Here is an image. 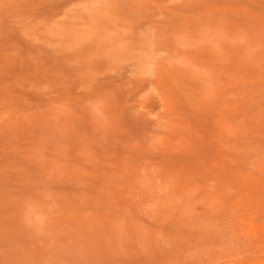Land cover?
I'll return each mask as SVG.
<instances>
[{
  "label": "rangeland",
  "instance_id": "rangeland-1",
  "mask_svg": "<svg viewBox=\"0 0 264 264\" xmlns=\"http://www.w3.org/2000/svg\"><path fill=\"white\" fill-rule=\"evenodd\" d=\"M0 264H264V0H0Z\"/></svg>",
  "mask_w": 264,
  "mask_h": 264
}]
</instances>
